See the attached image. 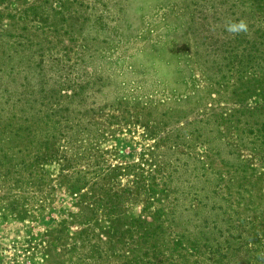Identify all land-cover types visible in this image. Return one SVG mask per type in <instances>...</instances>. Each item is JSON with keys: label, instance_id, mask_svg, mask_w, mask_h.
Returning a JSON list of instances; mask_svg holds the SVG:
<instances>
[{"label": "rangeland", "instance_id": "rangeland-1", "mask_svg": "<svg viewBox=\"0 0 264 264\" xmlns=\"http://www.w3.org/2000/svg\"><path fill=\"white\" fill-rule=\"evenodd\" d=\"M263 90L264 0H0V264L172 215L185 264H264Z\"/></svg>", "mask_w": 264, "mask_h": 264}, {"label": "trees", "instance_id": "trees-1", "mask_svg": "<svg viewBox=\"0 0 264 264\" xmlns=\"http://www.w3.org/2000/svg\"><path fill=\"white\" fill-rule=\"evenodd\" d=\"M234 58L237 59V56H233ZM235 64L236 62L233 60V65ZM247 85L249 88L240 90L241 94L245 95V93H248L247 91H251V85ZM260 95L264 100V90ZM42 110L43 108L37 107L36 114ZM53 113L52 108L48 107L46 109V115ZM58 121V119H53L52 123H48L53 125L48 130L50 136L57 129ZM47 151L37 154L36 157L43 160L46 157L55 155L52 152V156H48ZM173 223L179 224L173 215L168 217L159 216L158 218L141 216L131 221V224L136 226L135 230L132 231V228L124 227L125 230L119 236L121 237L119 239L120 244L109 245L112 242L101 237H91L89 240H84L82 244L75 243V249L81 250L82 245H86L83 255L85 257L84 261H88L86 264H185L188 259L189 250L187 246L190 237L184 232H177L176 234L171 232L170 228ZM122 237L124 238L122 239ZM192 243L193 247H199L197 237H193ZM196 261V264L200 263V260Z\"/></svg>", "mask_w": 264, "mask_h": 264}, {"label": "clouds", "instance_id": "clouds-1", "mask_svg": "<svg viewBox=\"0 0 264 264\" xmlns=\"http://www.w3.org/2000/svg\"><path fill=\"white\" fill-rule=\"evenodd\" d=\"M226 31L232 36L239 35L241 33H248L249 25L246 20L240 19L238 21H229L225 25Z\"/></svg>", "mask_w": 264, "mask_h": 264}]
</instances>
